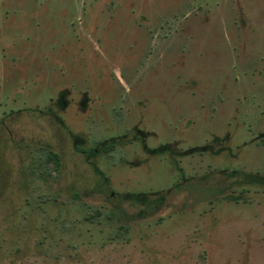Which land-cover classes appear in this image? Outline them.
I'll return each mask as SVG.
<instances>
[{
  "label": "rangeland",
  "instance_id": "1",
  "mask_svg": "<svg viewBox=\"0 0 264 264\" xmlns=\"http://www.w3.org/2000/svg\"><path fill=\"white\" fill-rule=\"evenodd\" d=\"M0 264H264V0H0Z\"/></svg>",
  "mask_w": 264,
  "mask_h": 264
},
{
  "label": "trees",
  "instance_id": "2",
  "mask_svg": "<svg viewBox=\"0 0 264 264\" xmlns=\"http://www.w3.org/2000/svg\"><path fill=\"white\" fill-rule=\"evenodd\" d=\"M49 160H51V161L53 160L55 166H57L58 163H59V156H58V154L55 153L54 151L50 150V149L46 150L44 162H47Z\"/></svg>",
  "mask_w": 264,
  "mask_h": 264
}]
</instances>
